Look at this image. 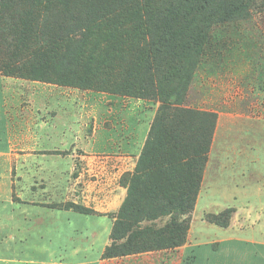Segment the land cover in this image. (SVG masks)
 I'll list each match as a JSON object with an SVG mask.
<instances>
[{"label": "rangeland", "instance_id": "1", "mask_svg": "<svg viewBox=\"0 0 264 264\" xmlns=\"http://www.w3.org/2000/svg\"><path fill=\"white\" fill-rule=\"evenodd\" d=\"M79 1L103 8L95 36L71 52L57 49L56 60L40 61L49 67L41 79L31 67L20 75L0 73V108L6 113L5 126L0 127V149H5L0 156V264L96 260L99 241L84 233L94 229L78 221L101 219L69 213L70 226L62 229L49 220H65L66 213L34 206L65 208L78 189H72L70 179L79 174L85 181L87 173L102 171L110 179L119 170V180L132 173L141 152L166 136L173 122L169 109H193L209 117L197 196L215 143L229 139L232 127L255 119L264 122V0H195L216 15L204 13V31L180 60V72L161 84V74L150 79L151 88L140 97L135 83L143 79L138 68L142 55L163 25L166 9L178 0ZM67 67L74 74L73 79L68 75L72 84L60 83L67 73L59 68ZM87 77L92 87L78 86ZM163 104V120L150 139V127ZM132 135L133 140L140 135L142 146L138 153L124 154L119 144ZM53 137L57 140L51 146ZM99 156L120 157L124 163L93 159ZM102 221L108 228L110 220Z\"/></svg>", "mask_w": 264, "mask_h": 264}, {"label": "trees", "instance_id": "2", "mask_svg": "<svg viewBox=\"0 0 264 264\" xmlns=\"http://www.w3.org/2000/svg\"><path fill=\"white\" fill-rule=\"evenodd\" d=\"M203 6L195 0H178L166 9L167 17L152 35L138 66L143 77L135 83L139 97L148 93L150 79L158 74H161L158 82L161 84L180 72V60L204 31L207 20L204 13L210 17L216 15L211 14L210 7ZM102 9L79 0H0V73L20 75L31 67L32 73L41 79L42 71L49 67L40 61L56 60L57 49L68 51L95 36L100 22L98 13ZM59 70L64 75L67 73L60 83L72 84L68 81L74 78L71 68ZM88 80L87 77L80 81L78 86L89 89L92 85ZM166 107L163 104L158 110L150 127V139L161 124ZM171 110L173 122L166 136L154 148L148 146L141 152L132 173L120 177L126 196L112 215L110 243L104 248L102 259L172 250L186 242L206 160L209 117L193 109ZM167 144L169 148L165 149ZM65 209L93 214L92 210L72 203ZM231 212L226 209L216 215L206 214L204 219L226 226ZM222 217L226 221L221 222Z\"/></svg>", "mask_w": 264, "mask_h": 264}, {"label": "crops", "instance_id": "3", "mask_svg": "<svg viewBox=\"0 0 264 264\" xmlns=\"http://www.w3.org/2000/svg\"><path fill=\"white\" fill-rule=\"evenodd\" d=\"M2 82L5 84V81ZM5 116V111L2 112L0 108V127L5 126ZM247 122L238 128L232 127L229 139L226 137L221 143H215L206 177L192 212L187 240L185 244L172 250L102 259L103 250L110 243L112 215L125 198V189L118 183L119 170L111 174L110 179L102 171L95 175L87 173L85 181L82 180L83 174H79L77 178L72 177L71 187L73 189L77 185L78 189L73 190L74 198L71 202L93 211V214L85 216L101 219L78 221L82 227L94 229L85 230L84 233L90 235V239L99 241L100 247L96 260L85 259L86 262L79 261L78 264H264V122L261 119ZM138 131L143 133L142 128ZM3 133L6 138V130ZM138 139L133 140L132 135L124 144L120 143L122 153H138L142 146L140 135ZM56 140L53 137L50 145L53 146ZM112 143L114 141L108 144ZM4 150L0 149V156L4 154ZM93 159L100 163L108 160L119 163L117 160L120 159V163H124L123 158L116 156H99ZM130 159L134 160L132 157ZM125 169L130 170V166ZM93 175L95 177H91ZM34 208L66 213L65 220L58 216L49 220L52 227L62 229L70 226L69 213L80 214L65 208ZM226 209L232 211L226 226H217L204 219L206 214H218ZM103 218L110 220L108 228H105L107 225H104ZM100 226L104 227L103 231L97 229ZM101 232L104 237H101ZM89 246L92 247V244Z\"/></svg>", "mask_w": 264, "mask_h": 264}]
</instances>
